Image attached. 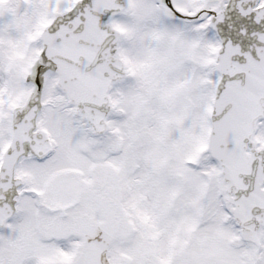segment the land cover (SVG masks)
Returning <instances> with one entry per match:
<instances>
[{
    "label": "snow or ice",
    "instance_id": "obj_1",
    "mask_svg": "<svg viewBox=\"0 0 264 264\" xmlns=\"http://www.w3.org/2000/svg\"><path fill=\"white\" fill-rule=\"evenodd\" d=\"M0 264H264V0H0Z\"/></svg>",
    "mask_w": 264,
    "mask_h": 264
}]
</instances>
